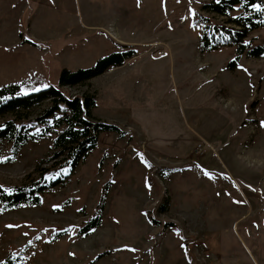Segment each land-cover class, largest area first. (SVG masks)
<instances>
[{
	"label": "rangeland",
	"instance_id": "rangeland-1",
	"mask_svg": "<svg viewBox=\"0 0 264 264\" xmlns=\"http://www.w3.org/2000/svg\"><path fill=\"white\" fill-rule=\"evenodd\" d=\"M199 12L200 0H0V86L38 74L34 89L57 85L61 68L89 67L121 43L137 52L124 70L62 88L94 95L90 120L124 134L99 132L73 171L49 172L64 182L40 204L0 206V264H264V55L230 69L234 46L201 52ZM249 38L264 45V27ZM50 106L0 116L3 186L49 164L68 112ZM9 121L20 134L47 129L12 161ZM106 182L99 226L80 232Z\"/></svg>",
	"mask_w": 264,
	"mask_h": 264
},
{
	"label": "trees",
	"instance_id": "trees-1",
	"mask_svg": "<svg viewBox=\"0 0 264 264\" xmlns=\"http://www.w3.org/2000/svg\"><path fill=\"white\" fill-rule=\"evenodd\" d=\"M197 20L201 27V52L234 46L235 56L228 62V68H235L242 54L256 58L264 55V45L256 43L255 38L248 39L251 32L264 27V0H200ZM23 41L40 46L31 39L25 38ZM120 46L121 50L99 57L89 67L75 70L61 68L57 85L48 84L34 89L35 85L43 82L38 74L22 82H9L0 86V116L11 114L16 117L47 100L51 102V106L45 114L55 112L59 103L68 106V112L53 125L55 129H59L52 139L53 152L41 161L49 164L43 167L39 164L34 171L26 175L21 184L10 187L0 184V206L3 210L22 204H40L46 189L64 182L65 176L52 179L47 177L48 173L65 167L73 171L96 147L99 132H117L120 136L124 134L123 130L113 124L90 120L91 110L96 106L94 95L83 93L81 97L70 99L62 90L66 86L85 84L108 69L121 66L136 55L133 45L120 44ZM9 126L12 128L7 138L11 147L7 161H12L27 142L36 141L47 133V129H44L38 135L20 134L12 121H9ZM108 188L109 182H106L93 215L79 229L80 232H89L99 226ZM168 207L169 200L164 197L157 205V211L164 213ZM13 263L14 261L7 257L1 264Z\"/></svg>",
	"mask_w": 264,
	"mask_h": 264
},
{
	"label": "crops",
	"instance_id": "crops-1",
	"mask_svg": "<svg viewBox=\"0 0 264 264\" xmlns=\"http://www.w3.org/2000/svg\"><path fill=\"white\" fill-rule=\"evenodd\" d=\"M16 17H19V15L18 14H16L15 15ZM23 16V15H22ZM18 30V29H17ZM113 38V37H112ZM22 39H25V38H23L22 37ZM15 43L18 45V46H21L19 43H20V41L19 40H16V38H15ZM122 44V43H121ZM124 44V43H123ZM131 45H133V44H131ZM136 54H137V52H136ZM243 55V54H242ZM241 57V56H240ZM133 58V57H132ZM131 59V58H130ZM129 59V60H130ZM129 60H127V61H125L121 66H117V67H114L115 68V70H117L118 68H121V67H123L122 68V70H124L125 69V66H127L126 64H128L127 62H129ZM19 61H20V59H19ZM115 70L113 71V72H115ZM107 72V71H106ZM106 72H104L103 74H105ZM114 73H112V74H110L109 76H111V77H109L110 79H113L115 76H112Z\"/></svg>",
	"mask_w": 264,
	"mask_h": 264
},
{
	"label": "built area",
	"instance_id": "built-area-1",
	"mask_svg": "<svg viewBox=\"0 0 264 264\" xmlns=\"http://www.w3.org/2000/svg\"><path fill=\"white\" fill-rule=\"evenodd\" d=\"M163 52L161 51V50H156V54L157 55H161ZM112 68H110L109 70H111ZM197 151L198 152H201V150H202V146L199 144L198 146H197Z\"/></svg>",
	"mask_w": 264,
	"mask_h": 264
},
{
	"label": "snow or ice",
	"instance_id": "snow-or-ice-1",
	"mask_svg": "<svg viewBox=\"0 0 264 264\" xmlns=\"http://www.w3.org/2000/svg\"><path fill=\"white\" fill-rule=\"evenodd\" d=\"M259 6H257V8H258ZM262 126H264V124H262ZM205 175H209L207 172H205ZM211 178V177H210ZM11 227V226H10ZM37 239H39V237H37ZM29 243H31V242H29Z\"/></svg>",
	"mask_w": 264,
	"mask_h": 264
}]
</instances>
